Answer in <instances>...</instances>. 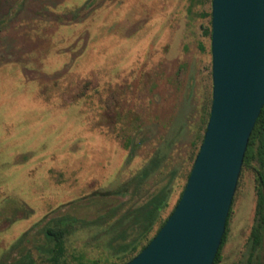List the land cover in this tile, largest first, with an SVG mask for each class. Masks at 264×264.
<instances>
[{"label": "rangeland", "instance_id": "obj_1", "mask_svg": "<svg viewBox=\"0 0 264 264\" xmlns=\"http://www.w3.org/2000/svg\"><path fill=\"white\" fill-rule=\"evenodd\" d=\"M213 0H0V264H124L174 210L213 102ZM259 164L219 264H264ZM156 210L158 218L149 229Z\"/></svg>", "mask_w": 264, "mask_h": 264}, {"label": "water", "instance_id": "obj_2", "mask_svg": "<svg viewBox=\"0 0 264 264\" xmlns=\"http://www.w3.org/2000/svg\"><path fill=\"white\" fill-rule=\"evenodd\" d=\"M213 102L182 198L126 264H214L264 107V0H213Z\"/></svg>", "mask_w": 264, "mask_h": 264}, {"label": "trees", "instance_id": "obj_3", "mask_svg": "<svg viewBox=\"0 0 264 264\" xmlns=\"http://www.w3.org/2000/svg\"><path fill=\"white\" fill-rule=\"evenodd\" d=\"M255 161H257L259 164V168L257 169L259 188H258V204H257V209H256V218L260 222L258 223L256 228H254L252 230L251 237H252L253 245L257 246V245H259L260 239H261V223L264 221V107L262 109V112H261L258 120H257V123L254 127V130L251 134L249 144H248V148H247L245 158H244V162H243V168L251 166L252 163ZM190 174H191V172L189 173V176H190ZM189 176H188V179H189ZM186 185H187V183H186ZM186 185H185V187H186ZM184 190H185V188H184ZM184 190H183V192H184ZM183 192L181 193V196H180L177 204L181 200ZM174 210H175V208H174ZM173 211H172V213H173ZM150 213L153 217L151 219V222H150L151 224L149 226V229H151V227H153V225L156 223V220L158 218V213L156 212V210H150ZM171 214L169 215V217L171 216ZM168 218L160 225V227L157 230L154 237L158 234V232L161 230V228L165 225ZM48 231H49V234L51 236H53V238L56 242V246H57L56 253L51 257L49 264H60V261L62 258V252L64 249V238L67 234L66 229L65 228H50ZM152 239H150L148 241V243L141 249V251H139V253H137V255L140 254L142 252V250H144L149 245V243L152 241ZM225 239H226V233H225L224 238H223L222 246L220 247L219 252L215 258L214 264H219L221 261V250H222V247L225 243ZM136 256L131 258L129 261L134 259ZM128 262H126V263H128ZM126 263H124V264H126Z\"/></svg>", "mask_w": 264, "mask_h": 264}]
</instances>
